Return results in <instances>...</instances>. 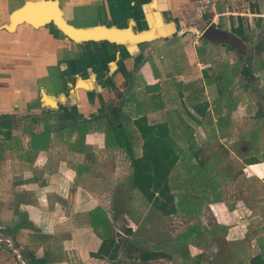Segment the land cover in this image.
<instances>
[{
	"label": "crops",
	"instance_id": "obj_1",
	"mask_svg": "<svg viewBox=\"0 0 264 264\" xmlns=\"http://www.w3.org/2000/svg\"><path fill=\"white\" fill-rule=\"evenodd\" d=\"M32 1L58 9L73 28H98L113 39L78 42L50 21L11 23V14ZM252 9L251 15L264 16ZM39 10L31 14L38 17ZM204 15L196 0H0V230L21 224L14 237H0L22 243L45 264H184L192 260L169 257L162 247L174 240L161 236L165 220L177 217L176 231L192 228L197 242L206 232L209 240L239 245L246 264L264 248V125L252 130L249 144L236 142L238 155L230 146L238 134L246 140L240 134L264 113L251 112L240 96L230 98L217 86L222 67L233 65L216 67L209 44L199 52ZM259 82L257 89H264V77ZM70 108L74 120L63 114ZM117 108L114 119L130 152L105 135L107 116ZM138 117L164 124L174 141L179 153L171 180L185 165H200V151L217 166L238 160V171L218 185L213 175L207 178V186L216 188L203 198L207 218L199 217L202 205L194 196L192 215L179 212L181 206L167 214L151 202L168 193L149 186L147 199L133 185L130 157L142 151L133 124ZM234 119L239 127L230 125ZM235 178L242 188L231 187ZM96 210L113 232L102 251L89 225V212ZM157 232L166 239L154 240ZM133 244L148 247L136 251ZM7 245H0V264H22ZM194 253L189 255L198 264ZM152 254L160 257L143 259Z\"/></svg>",
	"mask_w": 264,
	"mask_h": 264
},
{
	"label": "rangeland",
	"instance_id": "obj_2",
	"mask_svg": "<svg viewBox=\"0 0 264 264\" xmlns=\"http://www.w3.org/2000/svg\"><path fill=\"white\" fill-rule=\"evenodd\" d=\"M257 1L259 0H254L250 2L247 1L246 3L242 2L238 5L237 8V11L241 13L240 15L236 14V15L220 16L215 22V25H218V27H220L221 29L228 31L231 35H233L235 38L239 40L237 45L232 44L230 42H225L223 45H221L220 44L221 42L219 41L206 43L207 40L201 38L199 40L198 46L200 47H198V50L200 53L204 54L203 44L204 45L209 44L208 54L211 57L212 56L214 57L216 67L217 64L220 62H227L233 65L234 67L233 68L230 67L229 70H226L227 67L226 68L222 67L221 71L223 72L220 71L219 72L220 74H218L219 78L216 79L217 86L223 89L222 90L223 92L230 94V98L231 95L233 98L240 96L241 99L245 100L244 102L247 103V107L250 109L251 112H254V110L258 109L261 111V113H264V106L262 104L263 103L262 96L264 97V89H257V86L258 88H261L259 85L260 84L259 78L264 77V16L250 14L251 12H253L252 8L255 7H257L258 10L264 13V2L260 6V4ZM221 10L222 7H219L217 9V11H221ZM246 13H249L250 15H247ZM204 16L205 19L208 22H210L209 20L211 18V14L207 13ZM233 28L235 29L238 28V32H234ZM164 50L166 52V49ZM244 84H247V86L244 87ZM223 98H225V95L221 97L222 100ZM129 101L131 102V100ZM233 103L234 102L231 101V104ZM263 122H264V116H262V118L257 121L250 119L249 123L247 124L248 130L246 128L244 129L245 131L244 132L242 131V133L240 134L241 138L245 137L247 139L241 140L238 137L239 135L238 134L235 137V142H233L232 144L230 143V146H232L231 150L234 151L235 154L237 153L238 155L237 152L238 150L236 151L235 148V145H237L236 142L239 141L249 144L248 140H250V138H252V136L255 134V132L252 130H256L258 127H260L259 126L260 124L264 125ZM170 125L173 129L175 128V123L171 122ZM230 125L236 128L240 126V123L234 119V122L231 121ZM106 131H110V129H106ZM232 134L234 133L232 132ZM198 158H200L202 162L200 165L198 166L185 165L183 171L179 170V173H174L172 175L173 179L171 180L170 183L172 187L171 192H168V195L154 196L153 201L151 203L153 205L158 203V205L161 206V209L166 211L167 214L170 213L175 214L177 213L176 212L177 204H179V206L181 207L186 208L184 206L186 204V203L184 204V199H183L184 195L194 196L197 198V200L199 199L198 201L199 206L202 205L198 209L199 217L205 216L207 218L209 216L206 215L208 210L207 211L205 210L206 207L202 209L203 207L202 203H204L205 201L203 200V198L204 195L207 197V194H210V196H212L213 190L216 189V188L211 189L210 186H207V182H208L207 178L213 175L215 181V183L213 182L214 183L213 185L216 184L218 185L219 181L222 178L231 175L232 172L234 173L238 171L239 163L237 159L233 158V160L235 161L233 163L234 165L217 166L218 163L217 160L215 159L211 160L212 157H210L209 154H207V152L203 153L201 151H200V155H198ZM202 177H205L206 181H204ZM235 179L236 180H233V182H231L232 184L231 187H236L237 189L242 188L243 183L240 182V178H235ZM211 181L212 180H210V183ZM168 196H171V200L167 199ZM181 199L183 200V202L181 201ZM124 205H125V201H124ZM195 207H197V205H195ZM176 221H178L177 217L171 220L169 219L165 220L164 226L166 231H164V233L161 234V236L165 235V237L168 238L169 241L173 240L170 238H174V240L171 243L168 242L162 245V247L165 248V251H167L169 257L179 258L184 255L186 257V260L189 259L192 260V261H187L184 264H194L195 260L191 259L189 253L195 252L199 254V260H196L197 261L196 263L198 264H246V261L243 260V258H241L242 250L240 249L239 245L225 244V242L219 238H213L209 240L208 237H206V232L204 238L203 239L200 238L199 241L197 242L196 239L198 237L197 236L198 234L195 232V230L191 231L192 233L190 234L191 236L189 235L188 238L184 239L182 237L183 233L181 234L180 231L175 230L174 224H178L176 223ZM119 222H121L120 219ZM193 222H195V220H193ZM116 224L118 227L124 228L123 223L121 224L116 223ZM186 224L187 223H185V225ZM20 225L21 224L16 223L15 226L10 227L9 229L0 230V236L8 235L10 237H14V234L21 227ZM177 232L180 233L177 234ZM105 233L107 234V239H111L113 237L112 229H107ZM154 235L155 236L153 237L154 240L156 241L166 239L164 237L159 236V232L155 233ZM179 235L181 238H179ZM175 236L178 237V239L177 238L175 239ZM116 239L121 240V238L119 237H117ZM191 239H193V242L194 241L195 242L194 243L191 242ZM0 240H1L0 245L8 244L7 245L8 248H10L11 250L14 249V252H12L11 254L15 256V258L20 257L22 260L21 263L26 264L27 250L22 245V243L19 242L16 244L15 242H13V240L11 241L9 238H8V242H9L8 243L2 237H0ZM191 243L193 244V247L191 246ZM147 247L144 245H140V246L136 245V251L144 250V248ZM3 254H6V252H4Z\"/></svg>",
	"mask_w": 264,
	"mask_h": 264
},
{
	"label": "trees",
	"instance_id": "obj_3",
	"mask_svg": "<svg viewBox=\"0 0 264 264\" xmlns=\"http://www.w3.org/2000/svg\"><path fill=\"white\" fill-rule=\"evenodd\" d=\"M234 32H238V28H233ZM140 58H136L135 62H138ZM234 66H232L233 68ZM244 68V67H243ZM242 68V69H243ZM70 111L74 112L73 108L70 110H63V114L70 117L71 120H74L77 115H70ZM120 113V108H117L116 111L112 112L107 116L105 130L106 136H112L113 140L118 143L120 147H123L125 151L130 152L129 145L124 141V134L121 132L120 128L117 126V121L114 119ZM133 124L138 130L140 138L142 140L141 144V155L138 158L130 157V166L132 168L133 175V185L137 186L141 193L147 198L150 199L152 196L151 190L148 192V187L151 186L152 189L157 191L158 194L168 193L170 190V174L174 171L175 163L177 160V147L174 144V141L169 134L165 131L164 124H147L144 117H138L133 120ZM251 160H245V163H251ZM201 164V163H200ZM206 181V178H203ZM216 198V197H215ZM168 200H171V196L167 197ZM184 206L187 208H181L179 212L184 215H192L191 209L196 202L193 200L195 198L183 197ZM183 202V200L181 199ZM181 203V202H180ZM179 208V204L176 205ZM178 210V209H177ZM169 211V210H168ZM89 225L101 239V246L99 251H102V243L107 238L105 233L107 228V219L105 214L99 212L98 210L89 212ZM15 229V227H14ZM109 229V228H108ZM193 229L189 228L183 232V238H188ZM127 231V230H126ZM27 260L26 264H45V260L42 257H36L31 252L27 251ZM158 254H152L143 257V259H153L160 256ZM108 256H113L111 251ZM183 260L186 261L185 256H182ZM248 264H264V248L260 250L256 255L252 256Z\"/></svg>",
	"mask_w": 264,
	"mask_h": 264
},
{
	"label": "water",
	"instance_id": "obj_4",
	"mask_svg": "<svg viewBox=\"0 0 264 264\" xmlns=\"http://www.w3.org/2000/svg\"><path fill=\"white\" fill-rule=\"evenodd\" d=\"M41 2V1H40ZM33 8L41 11L38 17H35L31 14L33 12ZM197 9V3H196ZM198 12V10H197ZM11 23L15 22H28L30 24L39 25L43 24L44 22L50 21L52 22L58 29H60L63 34L67 37H70L73 41L83 42V41H90V40H99L102 38L105 39H113V35L110 33H106L103 30H99L98 28H73L67 25L64 20L60 16V11L58 9H54L49 6H43L39 1H32V2H25L21 7L16 9L10 16ZM200 37L209 41L216 40L224 42L227 39L230 43L236 44L238 43V39L235 38L233 35L228 36L227 32L221 28L213 26V24H207L205 20L200 25L199 28ZM117 38V37H116ZM141 37H137L132 40L134 44Z\"/></svg>",
	"mask_w": 264,
	"mask_h": 264
},
{
	"label": "built area",
	"instance_id": "obj_5",
	"mask_svg": "<svg viewBox=\"0 0 264 264\" xmlns=\"http://www.w3.org/2000/svg\"><path fill=\"white\" fill-rule=\"evenodd\" d=\"M247 1L254 0H196V3L200 15L211 14L210 22L205 19L206 23L215 25V22L220 16L240 15L241 13L237 11L238 5L242 2L246 3ZM219 7H222L221 11H217Z\"/></svg>",
	"mask_w": 264,
	"mask_h": 264
},
{
	"label": "flooded vegetation",
	"instance_id": "obj_6",
	"mask_svg": "<svg viewBox=\"0 0 264 264\" xmlns=\"http://www.w3.org/2000/svg\"><path fill=\"white\" fill-rule=\"evenodd\" d=\"M213 26L218 27V25H213ZM218 28H220V27H218ZM225 31H226V30H225ZM226 32H227L228 36H231V34H230L228 31H226ZM215 41H216V40H215ZM219 42H221V41H219ZM225 42H229V40L227 39L226 41L221 42V43H225Z\"/></svg>",
	"mask_w": 264,
	"mask_h": 264
}]
</instances>
